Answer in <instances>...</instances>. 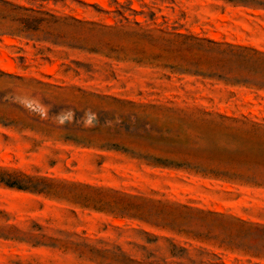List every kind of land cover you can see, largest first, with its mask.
<instances>
[{
    "label": "rangeland",
    "instance_id": "374dc122",
    "mask_svg": "<svg viewBox=\"0 0 264 264\" xmlns=\"http://www.w3.org/2000/svg\"><path fill=\"white\" fill-rule=\"evenodd\" d=\"M4 1L95 29L87 50L0 35V170L60 185L0 186V231L25 239L0 238V264H264V186L154 165L264 182V91L174 73L182 52L129 35L264 52V9L243 6L264 0Z\"/></svg>",
    "mask_w": 264,
    "mask_h": 264
},
{
    "label": "trees",
    "instance_id": "16d2710c",
    "mask_svg": "<svg viewBox=\"0 0 264 264\" xmlns=\"http://www.w3.org/2000/svg\"><path fill=\"white\" fill-rule=\"evenodd\" d=\"M245 7H259L264 9L263 4L243 5ZM28 12H35L11 2L0 0V35H10L25 37L27 39H37V41L49 42L54 46H67L70 49L87 50L79 35L84 31H93L95 27H91L94 23H89L74 17H59L54 14L46 13V17H35L29 15ZM137 14L135 11H133ZM124 17L123 13H120ZM126 20H128L125 17ZM139 25L138 22H136ZM143 38H149L155 41H163L169 51L175 50L182 52L183 64L181 65H158L168 68L174 73L180 75L193 76L204 80H215L224 82L227 85L239 86L245 85L264 91V52L241 46L219 43L211 39H202L199 37H190L178 34L173 39L154 38L146 34H133ZM89 51L97 52L96 49ZM121 60L120 57H116ZM139 62H142L141 60ZM207 67V69H204ZM235 71H242L244 75L234 76ZM155 166L172 167L193 171L197 174L214 175L217 177H225L227 180H243L246 183H253L257 186H264V182L259 183L254 179H245L244 177H231L227 172L214 171L201 166H193L188 164H178L163 159H156ZM235 176V175H232ZM5 186L18 191L30 192L38 195H53L54 189L60 187L56 182L41 178L34 179L32 177L9 173L0 170V186ZM56 192V191H55ZM98 198L88 197L86 202L92 200L94 208L101 204ZM102 207L97 210H104L107 203H102ZM102 208V209H100ZM13 231V229H10ZM4 235L0 231V238L25 242L20 237H12V235ZM36 246L41 245L38 241ZM177 246H174L173 256H177ZM181 253L186 252L185 249L180 250Z\"/></svg>",
    "mask_w": 264,
    "mask_h": 264
},
{
    "label": "bare ground",
    "instance_id": "6f19581e",
    "mask_svg": "<svg viewBox=\"0 0 264 264\" xmlns=\"http://www.w3.org/2000/svg\"><path fill=\"white\" fill-rule=\"evenodd\" d=\"M90 1H96V0H90Z\"/></svg>",
    "mask_w": 264,
    "mask_h": 264
}]
</instances>
